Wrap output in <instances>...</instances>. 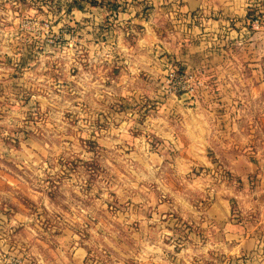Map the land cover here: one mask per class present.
Listing matches in <instances>:
<instances>
[{
    "label": "rangeland",
    "instance_id": "obj_1",
    "mask_svg": "<svg viewBox=\"0 0 264 264\" xmlns=\"http://www.w3.org/2000/svg\"><path fill=\"white\" fill-rule=\"evenodd\" d=\"M252 5L0 0V264H264Z\"/></svg>",
    "mask_w": 264,
    "mask_h": 264
},
{
    "label": "crops",
    "instance_id": "obj_2",
    "mask_svg": "<svg viewBox=\"0 0 264 264\" xmlns=\"http://www.w3.org/2000/svg\"><path fill=\"white\" fill-rule=\"evenodd\" d=\"M168 1H171V0H168ZM221 1L226 2V4L228 5L227 12L230 14L235 13L236 15L234 16H237L238 18H243L242 20L243 23H245V17H246L247 12L250 11L248 10V8L253 6L252 5L253 2L260 4V5L262 4L264 5V0H221ZM246 2H250V4H246Z\"/></svg>",
    "mask_w": 264,
    "mask_h": 264
}]
</instances>
